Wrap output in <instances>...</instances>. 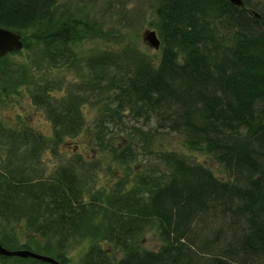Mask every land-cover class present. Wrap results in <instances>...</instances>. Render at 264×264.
<instances>
[{
	"label": "trees",
	"instance_id": "obj_1",
	"mask_svg": "<svg viewBox=\"0 0 264 264\" xmlns=\"http://www.w3.org/2000/svg\"><path fill=\"white\" fill-rule=\"evenodd\" d=\"M129 1L109 0L98 17L60 0H0V26L23 43L0 57V109L23 91L51 125L46 136L0 116V244L60 264L77 245L80 264H264V0H145L160 42L155 58L126 31L105 28L106 12L118 18ZM108 36L123 45L75 47ZM56 69L76 77L53 76ZM86 105L113 161L127 164L136 147L152 163L108 189L94 188L93 163L79 154L44 174L43 154L60 156L67 138L87 131ZM128 116L152 125L133 126L121 147L101 142ZM163 132L222 176L185 154L153 151ZM149 231L155 249L142 244ZM0 263L49 264L2 255Z\"/></svg>",
	"mask_w": 264,
	"mask_h": 264
},
{
	"label": "rangeland",
	"instance_id": "obj_2",
	"mask_svg": "<svg viewBox=\"0 0 264 264\" xmlns=\"http://www.w3.org/2000/svg\"><path fill=\"white\" fill-rule=\"evenodd\" d=\"M60 2L70 5L72 9L78 8L81 5V11H88L90 14L100 17L101 11L107 7L109 0H60ZM108 8L111 7L109 6ZM111 10L112 8L109 9V13L106 12L105 18L103 19L105 28H112V30L116 33H119V31H126L127 37L131 39L141 51L155 58L158 53V49H153L148 46L142 39L143 31L146 29H152L148 25L151 18V11L148 3H145V0H131L123 8V14L118 18L115 17L116 19L109 16ZM118 26L120 28H118ZM123 26H126L128 29H122ZM121 45H123L122 42L115 44L114 36H108L103 40L86 39L75 45V47L78 51L85 54L92 50L112 49L113 47ZM19 56L20 55L13 56L14 60L21 59ZM63 70L56 69L52 74L57 77L61 76L64 80L68 81H73V79H75L76 76L74 77L72 75L73 73H69V71L65 72L67 71L65 69ZM61 92L62 91L53 94L54 96H60ZM82 110L84 113L85 125H87V131H82V133L75 138H67L65 140L67 143L61 146V153H59L60 156L52 155L50 153L43 154L42 161L43 167L45 168L44 174L49 173V171H51L57 164L65 163L70 160L69 157H72L74 154H79V157L84 162L89 164L93 163L92 166H94V170H91L90 176L92 178V182H94V188L105 187L108 189L122 175L130 176L134 172L143 171V169H145V165L148 163L147 160L149 161L150 159V162L152 163L153 160H151V153L149 154L145 150L136 147L133 150L132 159L127 162V164H120L113 161L110 152H108L104 146L96 143L95 131L92 128L96 110L94 108H89L87 105L84 106ZM0 116L10 124H15L16 121H26L33 128L40 131L44 135H50V122L44 117L43 113L39 109L31 104L30 98L23 93V91H21V95L19 97L13 98L11 104L0 109ZM150 125L152 124L145 123L141 118L137 120L131 116L125 117L123 126L121 128L117 127L113 130L109 129L106 131L105 137L101 140V142H111L114 145H119L121 147L126 143L124 139L128 133H131L133 126H139L147 129ZM157 149L172 150L185 154L192 161L206 164L216 175L222 176V172L218 166L211 163L205 155L199 151L188 150L185 148L181 139L175 133H161L158 136L157 141L154 143L153 151ZM13 228L14 232L19 237L18 242H23L25 240V236L22 233L23 227L17 224L14 225ZM142 244L146 248L155 249L158 245V239L153 232L149 231L143 235ZM81 245L83 244L81 243ZM81 249L82 248L77 245L69 251L67 254L69 258L68 261H66V264H80L79 260L81 257Z\"/></svg>",
	"mask_w": 264,
	"mask_h": 264
},
{
	"label": "water",
	"instance_id": "obj_3",
	"mask_svg": "<svg viewBox=\"0 0 264 264\" xmlns=\"http://www.w3.org/2000/svg\"><path fill=\"white\" fill-rule=\"evenodd\" d=\"M229 1L236 6H241L243 4L242 0H229ZM252 13L258 16L255 11H252ZM142 39L147 43L148 46L152 47L153 49L159 48L160 42L156 35V32L153 29L144 30L142 33ZM22 48H23V43L20 35L10 29L0 26V57L5 56L6 54L20 51ZM0 255L15 256L19 258H31L49 264H60L58 260L54 259L49 255L41 254L23 248L7 249L3 247L1 244H0Z\"/></svg>",
	"mask_w": 264,
	"mask_h": 264
}]
</instances>
